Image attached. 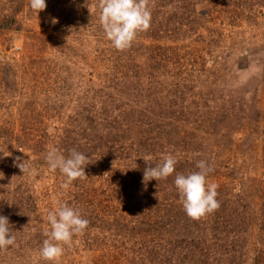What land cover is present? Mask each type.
<instances>
[{
    "label": "rangeland",
    "instance_id": "374dc122",
    "mask_svg": "<svg viewBox=\"0 0 264 264\" xmlns=\"http://www.w3.org/2000/svg\"><path fill=\"white\" fill-rule=\"evenodd\" d=\"M45 3L0 0V216L15 236L0 264H57L40 250L58 203L89 221L58 264H264V0H150L149 30L124 51L99 0ZM51 148L89 156L87 178L63 189ZM169 152L174 174L144 182ZM199 160L220 207L193 220L174 179Z\"/></svg>",
    "mask_w": 264,
    "mask_h": 264
},
{
    "label": "clouds",
    "instance_id": "9594fccd",
    "mask_svg": "<svg viewBox=\"0 0 264 264\" xmlns=\"http://www.w3.org/2000/svg\"><path fill=\"white\" fill-rule=\"evenodd\" d=\"M149 3L150 0H99L100 24L106 38L117 50H127L139 33L149 30L152 19ZM30 8L37 13L45 10V0H30ZM56 22V20L52 21L53 24ZM45 159L50 170L58 169L63 174L65 180L61 187L66 190L75 180L87 178L84 169L92 163L89 156L75 149L70 150L69 155L65 156L58 149L51 148ZM17 160L19 161L20 158L17 157ZM143 160L146 164H150L152 157L145 156ZM176 164V156L169 152L163 156L161 163L144 170V182L166 180L174 174ZM16 166L23 174H35V169L29 167L27 160ZM196 168L198 171L187 175L177 173L174 179L183 209L193 220L212 214L220 207L217 200L218 185L208 180L209 173L213 171L212 167L206 161L199 160L196 162ZM47 221L50 231L44 233L47 239L43 241L40 255L44 260L58 264L64 254V246H70L75 235L83 234L89 221L82 217L79 209L66 203H58L54 210L48 211ZM14 244L15 236L10 231L8 218L0 216V250Z\"/></svg>",
    "mask_w": 264,
    "mask_h": 264
},
{
    "label": "trees",
    "instance_id": "16d2710c",
    "mask_svg": "<svg viewBox=\"0 0 264 264\" xmlns=\"http://www.w3.org/2000/svg\"><path fill=\"white\" fill-rule=\"evenodd\" d=\"M115 119H113V120H111V116H107L106 115V118H104V124L105 125H107L106 126V128H108V130H110L111 129V122H113ZM108 134H109V132H108ZM136 177V176H135ZM139 177V176H138ZM140 179H141V177H140ZM137 181V180H136ZM153 206V205H152ZM171 210V208L169 209V211ZM168 211V212H169ZM139 220V219H138ZM135 223H136V221H135ZM134 223V224H135ZM139 224H141V225H144V222L142 221V220H139ZM166 222H164L163 220H162V218L161 219H159V221H155L154 223H151V222H148V224H146V226H147V230L145 231L146 233L144 234V236H146L147 234H148V232H150V234L151 233H153V234H151L152 235V237H154L156 234H159L161 231H163L167 226H166ZM143 236V237H144ZM182 239H183V242L184 243H186L187 241H188V239L189 240H193V239H191V238H188L187 239V241H185L186 240V238L185 237H181ZM144 239V238H143ZM141 240H142V237H141ZM142 245L143 246H141V248H136V252L137 253H140V252H142L143 251V248H145V244H143V240H142ZM262 263V262H261Z\"/></svg>",
    "mask_w": 264,
    "mask_h": 264
}]
</instances>
